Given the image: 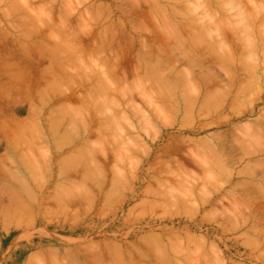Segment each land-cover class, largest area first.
Wrapping results in <instances>:
<instances>
[{"label": "rangeland", "instance_id": "1", "mask_svg": "<svg viewBox=\"0 0 264 264\" xmlns=\"http://www.w3.org/2000/svg\"><path fill=\"white\" fill-rule=\"evenodd\" d=\"M213 1L0 0V264H264V1Z\"/></svg>", "mask_w": 264, "mask_h": 264}, {"label": "bare ground", "instance_id": "2", "mask_svg": "<svg viewBox=\"0 0 264 264\" xmlns=\"http://www.w3.org/2000/svg\"><path fill=\"white\" fill-rule=\"evenodd\" d=\"M178 1H179V0H178ZM199 1H200V0H199ZM214 1H215V0H214ZM214 1H213V2H214ZM239 1H241V0H239ZM262 1H264V0H262ZM172 2H173V1H172ZM206 2H207V1H206ZM213 2H212V3H213ZM221 2H223V3L221 4ZM230 2H233V3H234L233 0H232V1L230 0ZM230 2H229V0H227V1H226V0H225V1L222 0V1L218 2V3H220L219 5H218L217 2H214V3H217L218 6H223V7H222L223 9H224V7L226 6L225 9H224L225 11L223 10V12H226V9H227L228 5H230V4H229ZM176 3H177V2H176ZM237 3H238V0H237V2H235V4L237 5ZM248 3H249V2H248ZM192 4H194V2H192ZM204 4H205V3H204ZM194 5H196V6H195L196 8H198V7H200V6H204L203 4H202V5H198V3H195ZM209 5H210V7H209ZM209 5L206 3L205 7L207 6L208 9H212L211 7H213V6H212L211 4H209ZM215 5H216V4H215ZM238 5H241V3H238ZM248 5L250 6L251 3L248 4ZM245 6H246V5H245ZM253 6H254V5H253ZM156 7H157V6H156ZM205 7H204V8H205ZM233 7H234V6H233ZM242 7H243V5H242ZM242 7H241L240 9H239V7H238V9H237L238 12H243L244 10L247 11L246 9H244V10L241 11V9H243ZM251 7H252V6H251ZM204 8H203V9H204ZM229 8H230V6H229ZM231 8H232V3H231ZM236 8H237V7H235V9L233 8V10L228 9V12H229V13H231L232 11L234 12V10H236ZM261 8H263V7H261ZM164 9H165V8H164ZM259 9H260V8H259ZM263 9H264V8H263ZM263 9H262V10H263ZM151 10H152V9H151ZM154 10H155V9H154ZM162 10H163V9H162ZM197 10H198V9H197ZM252 10H254V9H252ZM163 11H165V10H163ZM191 11H192V10H191ZM230 11H231V12H230ZM193 12H194V11H193ZM208 12H209V11H208ZM208 12H206V10L203 11V12H201V13H200V15L202 16L201 18L205 19V18H207L208 16H210V17L212 18V15H210ZM235 12H236V11H235ZM238 12L235 13V14H236V17H237V14H238V16H239V14H240V13H238ZM161 13H162V12H161ZM194 13H195V12H194ZM251 14H252V13H251ZM244 15H245V13H244ZM258 15H259V14H258ZM223 16H224V15H223ZM230 16H231V15H230ZM245 16H246V15H245ZM232 17H233V21H234V19H236V18H235L233 15H232ZM232 17H231V18H232ZM239 17H240V16H239ZM257 17H259V16H257ZM197 18H198V17H197ZM226 18H227V16H226ZM241 18H242V16H241ZM213 19H215V18H213ZM224 19H225V18H224ZM242 19L245 20L244 17H243ZM251 19H252V18H251ZM196 20H197V19H196ZM199 20H200V19H199ZM208 20H210V19H208ZM237 20H238V21H239V20L241 21V19H237ZM237 20H236V21H237ZM204 21L207 22V20H204ZM219 21H220V20H219ZM206 22H205V23H206ZM246 22H247V21H246ZM250 22H251V21H250ZM207 23H208V22H207ZM210 23H211V24H210ZM248 23H249V22H248ZM251 23H252V22H251ZM255 23H256V20H255ZM208 24H209V25H208V27H209V28H208V34L210 35V33H211L212 31H215L217 27L215 28L214 25H213V27H212V26H211V25H212V22H209ZM216 24H217V23H216ZM215 26H217V25H215ZM213 28H215V30H214ZM206 32H207V31H206ZM209 32H210V33H209ZM212 33H213V32H212ZM201 34H202V33H201ZM223 43H224V41H223ZM225 44H226V43H225ZM250 45H251V44H250ZM256 45H257V44H256ZM254 46H255V45H254ZM223 47H224V46H223ZM251 47H252V46H251ZM249 50H250V49H249ZM197 51H198V50H197ZM163 52H164V51H163ZM245 52H246V51H245ZM168 53H169V52H168ZM169 54H170V53H169ZM250 54H251V53H249V55H250ZM249 55H248V56H249ZM199 58H200V57H199ZM249 58H250V56H249ZM255 58H256V57H255ZM254 60H255V59H254ZM254 73H255V72H254ZM254 75H255V74H254ZM255 77H256V76H255ZM255 77L253 76V78H255ZM90 89H91V88H90ZM245 142H246V141H245ZM247 153H248V152H247Z\"/></svg>", "mask_w": 264, "mask_h": 264}]
</instances>
